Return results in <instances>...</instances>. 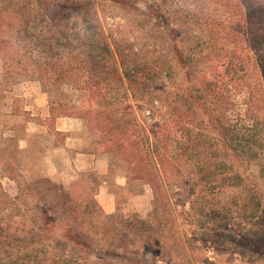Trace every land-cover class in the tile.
I'll list each match as a JSON object with an SVG mask.
<instances>
[{
	"label": "rangeland",
	"instance_id": "374dc122",
	"mask_svg": "<svg viewBox=\"0 0 264 264\" xmlns=\"http://www.w3.org/2000/svg\"><path fill=\"white\" fill-rule=\"evenodd\" d=\"M244 7L252 8L247 2ZM18 9L25 11L44 47L50 45L42 61L51 57L58 66L71 61L80 75L78 88H84L67 82L57 86L52 75L42 86L30 61L24 73L12 76L0 58L4 256L24 257V264H53L56 253L68 264H264V150L237 151L236 157L211 144L200 148V157L184 154L176 130L164 142L168 131L163 129L158 149L167 150L171 159L152 189L134 179L133 166L122 161V147L115 151L112 133L102 129L118 121L122 138V119L126 128L150 122L160 101L161 118L172 117L179 107L175 117L201 121L211 140L205 118L188 114L185 92L209 68L203 55L208 52L216 63L242 40L238 33L225 34L204 0H0V39L17 38L10 15ZM32 54L38 58L36 50ZM243 94L236 93L234 101L243 104ZM61 101L92 108L94 120L52 116L50 107L59 111ZM231 110L228 118L234 123ZM130 132L145 137L142 127L132 125ZM76 152L90 154L105 171L79 170L82 162L77 169L70 160ZM78 155L85 160L86 155ZM108 196L112 212L102 208ZM45 211L62 222L48 225ZM78 231L83 238L76 237ZM77 239L83 240V253Z\"/></svg>",
	"mask_w": 264,
	"mask_h": 264
},
{
	"label": "trees",
	"instance_id": "16d2710c",
	"mask_svg": "<svg viewBox=\"0 0 264 264\" xmlns=\"http://www.w3.org/2000/svg\"><path fill=\"white\" fill-rule=\"evenodd\" d=\"M245 2L252 8L244 7ZM204 6L210 8L209 14H214L219 18V25L226 30L227 35L236 31L239 38L234 43L227 53L220 56L216 63L212 60V56L207 52L203 58L209 61L208 70L200 83L197 85H190L185 92V104L188 109V114L192 113L193 119L197 116L205 118L209 124L211 132L214 134L212 139H208L207 135L200 126L201 121L192 123L189 119L183 118L180 115L175 117L177 112L176 107L172 113V117H160L158 114L161 112L160 101L154 106L150 122L140 120L139 123H131L128 129L125 127L126 121L122 119V138L119 135L121 124L117 121V126L111 123L102 124L103 134L110 132L114 137V150L118 151L122 147V161L131 164L134 172V179L145 181L152 189L158 185L160 178L164 177L163 170L164 162L171 159L170 153L158 149L157 143L163 137L160 131L167 129L165 141L173 139L172 130H176L177 141L184 154L189 152L197 154L200 157L203 150L207 145L213 144L214 146H221L223 149H230L239 157L237 151H253L258 153L264 150L262 133L264 132V0H204ZM8 12V11H5ZM10 17L13 19L16 27V37L14 39H0V58L3 62L5 73L12 76L21 75L26 71L28 62H32V67L35 68L37 79L45 86L48 84V75H52V80L57 86L62 83H69L76 89L80 87V75L75 74V68L71 61L56 65L51 57L42 61L41 53L45 48L46 42L41 40L39 33L31 32L30 22L27 20L25 11L21 12L20 9L12 11ZM163 21L162 17L158 18ZM253 20V21H251ZM246 29V30H245ZM242 31V32H241ZM176 56L178 62L184 68H187L186 60L179 55L180 49L175 43ZM36 50L38 58L33 59V54ZM29 51V52H28ZM29 56V58H28ZM63 60V59H62ZM115 75L122 77L121 73L115 69ZM186 75H191L188 68ZM86 83H84L85 85ZM86 91H91L90 86L85 87ZM238 93H244L241 103L238 104L234 101L233 96ZM238 107V109H236ZM59 111H55L54 106L50 107V114L52 116H74L77 115L86 120L87 123L91 122L93 117L92 108L85 106H76L68 102H58ZM233 111H232V110ZM230 114L236 116V122L232 123L228 118V111ZM100 112V111H99ZM99 112L97 115H99ZM85 113V114H84ZM100 113H103L101 111ZM97 122V127L100 126L102 119ZM204 120V119H203ZM171 125H170V124ZM200 123V124H199ZM146 124V125H145ZM142 127L145 131V137L133 135L130 132V127ZM171 129H168V126ZM151 127L152 131L148 129ZM157 128V130H156ZM173 128V129H172ZM116 130V131H115ZM116 133H114V132ZM203 131V132H202ZM115 134V135H113ZM176 140V139H174ZM162 142V143H164ZM212 142V143H211ZM161 143V144H162ZM166 144V143H165ZM240 147V148H239ZM239 148V149H238ZM242 149V150H241ZM190 153V154H191ZM143 160L147 161L146 163ZM162 176V177H161ZM44 217L47 224L61 221L58 215L51 216L49 211L44 212ZM62 222V221H61ZM71 231L69 228L65 231L68 234ZM72 233H74L72 231ZM4 234L0 228V237ZM78 234V235H77ZM7 236V234H4ZM82 236L83 233L78 231L77 236ZM71 240H74L73 238ZM80 252L83 253L82 245L83 240L77 239ZM6 250L0 249V264H24V257L20 261L10 256L5 255ZM4 253V254H3ZM56 255L53 264H68L66 261L60 260ZM1 256L5 258L2 259ZM101 258V257H100ZM161 264V263H160Z\"/></svg>",
	"mask_w": 264,
	"mask_h": 264
},
{
	"label": "crops",
	"instance_id": "0c3cea01",
	"mask_svg": "<svg viewBox=\"0 0 264 264\" xmlns=\"http://www.w3.org/2000/svg\"><path fill=\"white\" fill-rule=\"evenodd\" d=\"M62 149H65V148H62ZM59 150H60V149H59ZM52 151H53V150H52ZM78 154H80V155H86L85 160H78V157H79ZM90 156H91L90 154H84V153L76 152V157L74 156V157H72V159H70V160H72L73 163H74L77 167H78V165H79L78 162H82V167H80V169H79V167L77 168V169H79V170H81V168H83V170H95V169H97L99 172H102V170L105 171V169H102V170L99 169L100 167H98V166L95 164V162H94V160H93V156L89 159ZM48 168H49V170H51L52 172L56 171L54 168H51V167H48ZM57 176H58V174H57ZM57 178H60V177H57ZM100 196H101V195H100ZM109 196H110V195H109ZM109 196L106 198V200L102 201V208H103L106 212H112V211H114V209H115L113 203H110V202L108 201L109 198H110ZM101 197H102V196H101ZM100 201H101V199H100Z\"/></svg>",
	"mask_w": 264,
	"mask_h": 264
}]
</instances>
